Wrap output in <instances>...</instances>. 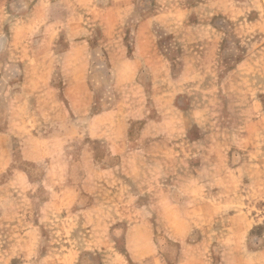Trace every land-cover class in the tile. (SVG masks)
Wrapping results in <instances>:
<instances>
[{
  "label": "rangeland",
  "instance_id": "obj_1",
  "mask_svg": "<svg viewBox=\"0 0 264 264\" xmlns=\"http://www.w3.org/2000/svg\"><path fill=\"white\" fill-rule=\"evenodd\" d=\"M0 264H264V0H0Z\"/></svg>",
  "mask_w": 264,
  "mask_h": 264
}]
</instances>
